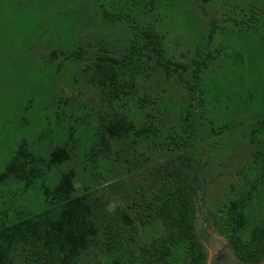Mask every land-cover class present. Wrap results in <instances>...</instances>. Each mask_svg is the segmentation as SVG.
<instances>
[{
	"label": "rangeland",
	"instance_id": "374dc122",
	"mask_svg": "<svg viewBox=\"0 0 264 264\" xmlns=\"http://www.w3.org/2000/svg\"><path fill=\"white\" fill-rule=\"evenodd\" d=\"M166 261L264 264V0H0V264Z\"/></svg>",
	"mask_w": 264,
	"mask_h": 264
},
{
	"label": "trees",
	"instance_id": "16d2710c",
	"mask_svg": "<svg viewBox=\"0 0 264 264\" xmlns=\"http://www.w3.org/2000/svg\"><path fill=\"white\" fill-rule=\"evenodd\" d=\"M153 44H154V43H153ZM152 49H153V54H154V55H158V56H160V55L156 52L155 46H153ZM136 57H137V55H130V56L126 57V58L123 60V62H124V64H132V63L136 62ZM106 61L111 62L110 59H106ZM164 61H165V60H164ZM165 63H166L167 65H170V64H171L170 61H165ZM195 73H196V69H192V77L195 75ZM192 80H193V79L190 77V78L187 80V82H188V84H189L190 92H191V95H192L191 99H192L193 102H195V101L197 100V98H198V89H197L196 84H195ZM166 264H171V263H170L169 261H166Z\"/></svg>",
	"mask_w": 264,
	"mask_h": 264
}]
</instances>
